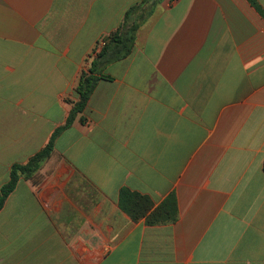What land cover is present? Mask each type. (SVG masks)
Masks as SVG:
<instances>
[{
  "label": "crops",
  "instance_id": "obj_1",
  "mask_svg": "<svg viewBox=\"0 0 264 264\" xmlns=\"http://www.w3.org/2000/svg\"><path fill=\"white\" fill-rule=\"evenodd\" d=\"M52 137L0 264H264V0H0V188Z\"/></svg>",
  "mask_w": 264,
  "mask_h": 264
},
{
  "label": "trees",
  "instance_id": "obj_2",
  "mask_svg": "<svg viewBox=\"0 0 264 264\" xmlns=\"http://www.w3.org/2000/svg\"><path fill=\"white\" fill-rule=\"evenodd\" d=\"M117 33H112L109 36L110 41L117 39ZM128 51H126L127 53ZM92 70L83 71L80 75L75 92L78 95V100L73 104V107L67 116L66 126L69 125L77 114H80L86 105L88 97L94 88L96 79L88 75ZM53 137L46 143L45 147L39 152L34 154L28 159L25 164H13L10 169L9 180L3 184L0 188V209L3 206L8 195L15 188L19 178L30 177L40 166V164L49 157L53 149ZM170 203H174L171 201ZM119 207L122 211L127 213L133 221H137L142 217H145L152 207V202L147 196L140 195L139 193L132 192L128 189L120 190ZM167 205L165 206V208ZM172 207L169 206L166 209H158L149 214L146 222L148 224H154L158 222H170L174 220V216L171 214Z\"/></svg>",
  "mask_w": 264,
  "mask_h": 264
}]
</instances>
